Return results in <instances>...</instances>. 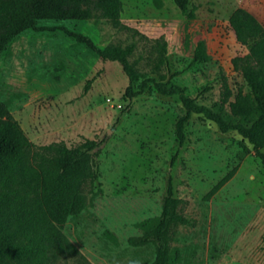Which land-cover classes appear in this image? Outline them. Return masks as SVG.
Wrapping results in <instances>:
<instances>
[{
	"label": "rangeland",
	"instance_id": "374dc122",
	"mask_svg": "<svg viewBox=\"0 0 264 264\" xmlns=\"http://www.w3.org/2000/svg\"><path fill=\"white\" fill-rule=\"evenodd\" d=\"M118 30L105 20L40 21L92 38L98 48L135 46L129 61L140 78L153 80L134 100L125 98L129 80L117 62H104L64 32L28 30L0 56V102L36 147L102 141L96 158L100 178L85 188L86 208L69 217L63 233L87 264H152L154 245L133 247L142 235L136 224L157 219L171 178L187 225L172 229L174 264H264V164L249 141L223 134L193 116L180 147L176 123L183 115L177 96L154 89V81L177 85L199 104L231 122L230 103L239 93L253 97L242 72L249 51L229 24L239 8L264 27V0H189L194 18L174 0H122ZM167 43L166 53L161 48ZM204 42L211 60L192 64ZM264 153V146L260 149ZM233 177L213 197L209 192ZM109 232L111 236L106 235ZM57 264H76V258Z\"/></svg>",
	"mask_w": 264,
	"mask_h": 264
},
{
	"label": "trees",
	"instance_id": "16d2710c",
	"mask_svg": "<svg viewBox=\"0 0 264 264\" xmlns=\"http://www.w3.org/2000/svg\"><path fill=\"white\" fill-rule=\"evenodd\" d=\"M184 15L194 18L189 0H174ZM122 0H0V56L25 31L64 32L71 40L85 45L104 62H117L129 80L125 98L134 100L145 93L153 80H143L129 61L135 46L100 49L91 37L65 27L39 26L40 21L105 20L118 30H128L122 23ZM229 24L237 41L249 53L237 58L243 62V76L253 97L239 93L230 103L231 122L223 114L199 104L180 86L154 81L161 95L177 96L183 115L176 123V138L180 147L187 140L186 128L193 116H202L214 123L221 133L236 132L249 141L264 164V27L248 11L239 8ZM161 56L167 43L160 45ZM211 56L204 42H199L192 64L207 63ZM102 141L87 140L69 148L63 143L36 147L9 110L0 102V264H57L61 259L76 258V264H87L77 247L63 233L69 217H77L86 208L87 185L100 178L96 158ZM228 174L207 195L213 197L230 179ZM173 181L168 182L163 211L157 219L136 224L142 235L129 239L133 247L154 245L156 258L152 264L180 262V252L171 249L172 229L187 225L189 220L180 211ZM106 235L111 236L109 232ZM112 237V236H111ZM114 241L116 238L112 237Z\"/></svg>",
	"mask_w": 264,
	"mask_h": 264
},
{
	"label": "crops",
	"instance_id": "0c3cea01",
	"mask_svg": "<svg viewBox=\"0 0 264 264\" xmlns=\"http://www.w3.org/2000/svg\"><path fill=\"white\" fill-rule=\"evenodd\" d=\"M242 3H243V5H245V3L243 2V0H242ZM246 6V5H245Z\"/></svg>",
	"mask_w": 264,
	"mask_h": 264
}]
</instances>
